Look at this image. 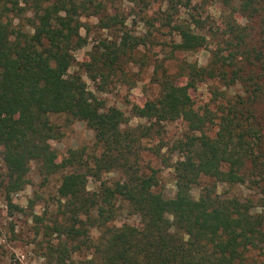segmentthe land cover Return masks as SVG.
Here are the masks:
<instances>
[{
    "label": "trees",
    "instance_id": "16d2710c",
    "mask_svg": "<svg viewBox=\"0 0 264 264\" xmlns=\"http://www.w3.org/2000/svg\"><path fill=\"white\" fill-rule=\"evenodd\" d=\"M168 1L176 7L174 0ZM100 7L95 0H57L47 6L40 0H0V156L6 167L0 186L11 203V193L28 183L32 163L45 179L71 168L58 188L73 221L62 232L80 234L76 225L83 216L105 227L98 240L82 229L94 249L89 264H250L246 253L264 249V208L255 212L249 199L223 197L218 183H249L261 193L264 207V117L259 113L264 110V0H241L234 11L247 22L228 21L224 43L211 48L206 65L183 62L182 83L165 75L157 98L132 106L135 116L152 124L181 118L188 125L190 134L178 143L183 158L173 165V197L158 191L157 170L147 174L141 165L140 141L152 127L130 126L124 111L106 108L83 75L71 72L74 51L88 42L81 29L89 32V26L81 15H100L103 29L115 23L117 16L101 17ZM194 21L201 29L200 20ZM172 27L181 37L175 49L195 51L208 45L207 35L195 26L179 22ZM140 43L127 33L120 42L99 45L100 51L83 66L92 80L107 79ZM206 79L243 87L221 106L219 116L194 106L190 91ZM51 114L85 121L100 152L72 149L59 163L52 140L61 132ZM216 118L218 129L210 136L206 128ZM112 171L121 178L111 183L102 179ZM90 178L100 182L92 192ZM203 178L214 182L202 185L199 197H193L192 188ZM122 204L140 216L139 224L109 227ZM65 251L57 255L60 264L67 259Z\"/></svg>",
    "mask_w": 264,
    "mask_h": 264
},
{
    "label": "rangeland",
    "instance_id": "374dc122",
    "mask_svg": "<svg viewBox=\"0 0 264 264\" xmlns=\"http://www.w3.org/2000/svg\"><path fill=\"white\" fill-rule=\"evenodd\" d=\"M57 0H40L43 6L51 5ZM101 3L102 16H117L114 25L108 28L99 26L100 15H81V20L89 26L81 29L87 36L85 46L74 51L76 62L71 72L77 71L83 75L88 87L104 102L106 108L117 107L129 117L132 127L151 126V133L140 141L141 165L147 174L157 170L160 180L158 191L167 196L176 194L175 169L173 165L181 158L183 152L178 147L181 140H186L190 134L186 121L179 118L152 124L147 118L135 116L132 113L134 104L143 105L147 100L155 99L161 92V80L170 75L182 83L180 66L183 62H197L206 65L211 56V48L224 43L223 30L229 20L242 24L247 19L239 11H234L241 0H95ZM93 10V8L91 9ZM30 11L28 17L32 16ZM194 17L200 20L201 29L196 27ZM184 22L195 26L198 32L208 38V45L195 51L175 49L174 44L181 40L173 25ZM195 24V25H194ZM30 29V28H28ZM130 33L140 40V45L121 58V69L107 79L92 80L83 66L91 60L93 52L100 51L98 46L108 42H120L124 35ZM223 92L217 96L215 91ZM241 84L232 87L224 86L219 79H206L191 89L195 108L203 111L211 109L216 116L220 108L226 105L228 99L242 93ZM264 117V110H259ZM52 122L61 134L52 140L53 147L58 151L57 161L60 163L72 149L86 148L88 154L100 152L96 145L95 132L83 120L70 118L67 114H51ZM216 123L206 128V133L215 136L218 129ZM71 168H65L52 174L47 179L42 176L35 163H32L28 175V183L22 190L11 193V203L5 187L0 186V264H60L57 255L66 253L64 264H89L94 249L83 230H88L94 240H98L105 227L98 226L95 221H89L83 216V222L76 225L80 228L77 234L63 233L69 231L73 221L68 208L60 202L58 188L62 177ZM6 167L0 156V182L5 178ZM121 178L118 171L103 175V180L111 183ZM214 181L203 178L200 184L192 188L191 195L198 198L202 185ZM99 181L89 179L88 189L92 192L98 189ZM218 193L223 197L239 196L249 199L253 211L261 212L259 190L246 184L218 183ZM96 216V213L93 215ZM92 220V219H91ZM93 222V223H92ZM140 216L132 214L126 204H122L117 218L108 224L109 227L123 224H139ZM83 229V230H82ZM66 231V232H67ZM57 249H60L56 252ZM246 262L264 264V249H251L246 253Z\"/></svg>",
    "mask_w": 264,
    "mask_h": 264
}]
</instances>
